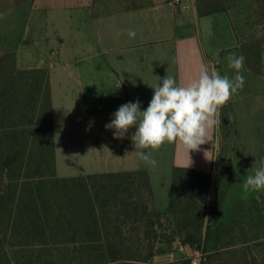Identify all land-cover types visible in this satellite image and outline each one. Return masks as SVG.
Here are the masks:
<instances>
[{
	"label": "rangeland",
	"instance_id": "374dc122",
	"mask_svg": "<svg viewBox=\"0 0 264 264\" xmlns=\"http://www.w3.org/2000/svg\"><path fill=\"white\" fill-rule=\"evenodd\" d=\"M196 2L202 14L226 12L236 36L233 48L207 63L231 78L227 56L243 55L245 85L220 109L213 174L177 172L164 214L153 209L142 175H84L116 147L86 146L82 131H68L63 121L55 129L51 93L25 89L16 51L3 50L0 36V264H94L113 252L145 261H127L133 264H264V191L242 190L264 159V0ZM35 3L0 0V16L18 8L27 16ZM20 39L6 28V44ZM86 239L100 242L81 244ZM230 244L237 245L223 248Z\"/></svg>",
	"mask_w": 264,
	"mask_h": 264
},
{
	"label": "crops",
	"instance_id": "0c3cea01",
	"mask_svg": "<svg viewBox=\"0 0 264 264\" xmlns=\"http://www.w3.org/2000/svg\"><path fill=\"white\" fill-rule=\"evenodd\" d=\"M34 1L27 16L21 8L0 16L2 48L16 51V71L25 77V89L51 93L55 129L63 121L68 131H82L86 146L116 147L99 169L84 175L145 173L153 209L168 212L176 170L213 174L216 128L189 157L178 144H165L152 152L156 165L150 166L134 152L130 136L135 128L120 140L105 125L128 102L139 100L145 110L154 94L152 87L166 75L184 84L196 76L201 64H208V57L233 48L236 36L227 13L202 14L196 0H181V7L171 6V0ZM53 25H64L66 31H56ZM6 28L19 31L15 47L6 44ZM129 28L137 33L134 39L127 36ZM116 32H121L119 38ZM3 76L6 93V71ZM60 106L66 107L61 117ZM54 136L57 143L60 137L57 132Z\"/></svg>",
	"mask_w": 264,
	"mask_h": 264
},
{
	"label": "clouds",
	"instance_id": "9594fccd",
	"mask_svg": "<svg viewBox=\"0 0 264 264\" xmlns=\"http://www.w3.org/2000/svg\"><path fill=\"white\" fill-rule=\"evenodd\" d=\"M126 33L129 39L137 35L131 28ZM120 35L121 32L115 33L116 38ZM227 61L228 68L234 70L231 78L209 64H201L196 76L184 84L166 75L152 87L154 94L145 110H141L139 100L121 105L105 125L106 130H113V138L122 140L135 128L130 136L134 152L150 166L156 165L152 152L165 144H178L189 157L190 151L198 150L210 140L212 131L221 124L220 109L245 85L242 74L245 57L233 53L227 56ZM219 62L217 58L216 63ZM242 190L245 195L264 191V159L254 175L246 177Z\"/></svg>",
	"mask_w": 264,
	"mask_h": 264
},
{
	"label": "trees",
	"instance_id": "16d2710c",
	"mask_svg": "<svg viewBox=\"0 0 264 264\" xmlns=\"http://www.w3.org/2000/svg\"><path fill=\"white\" fill-rule=\"evenodd\" d=\"M181 170H182V169H178V170L175 171V173H174V178H177V172H179V171H181ZM139 175L144 176V178L146 177V179H147V183H148L147 185H148V187H149V180H148V177L146 176V174H145V173H139ZM81 182H82V181H81ZM61 183H62V186H63V187L69 185V182H66V180H65V181H62ZM86 183H87V182H86ZM149 192H150V190H149ZM170 210H172V208H170ZM94 224L97 225V222H95ZM95 225H94V226H95ZM89 241H90V240H89ZM89 241H87V239H86V240L82 241L81 244H86V243H88ZM90 242H100V241L93 240V241H90ZM243 243L245 244V242H243ZM89 244H90V243H89ZM89 244H88V246H89ZM235 245H237V244H230V245L224 246L223 248H228V247H230V246H235ZM158 253H160V252L158 251V252H156V253H152V254L150 255V257H154V256L157 255ZM105 257H107V256H104V255H97V256L93 257L94 260H97L94 264H110V263L118 264V263H116V262H118V261H124V263H122V264H133V263H127V261H128V262H130V261H137L138 263H141V262L143 263V262H145V261L137 260V259H134V258L120 257V256L118 255L117 252H113V253H111V254H110V257H109L108 259H106Z\"/></svg>",
	"mask_w": 264,
	"mask_h": 264
},
{
	"label": "built area",
	"instance_id": "2783aa9c",
	"mask_svg": "<svg viewBox=\"0 0 264 264\" xmlns=\"http://www.w3.org/2000/svg\"><path fill=\"white\" fill-rule=\"evenodd\" d=\"M170 5L173 6V7H181L182 6V3H181V0H171L170 1ZM185 7V6H183ZM197 254H199V251L197 252ZM196 259L193 261V264H196Z\"/></svg>",
	"mask_w": 264,
	"mask_h": 264
}]
</instances>
